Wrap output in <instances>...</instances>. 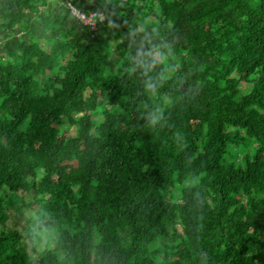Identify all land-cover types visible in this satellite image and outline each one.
<instances>
[{
    "label": "trees",
    "instance_id": "1",
    "mask_svg": "<svg viewBox=\"0 0 264 264\" xmlns=\"http://www.w3.org/2000/svg\"><path fill=\"white\" fill-rule=\"evenodd\" d=\"M0 264H264V0H0Z\"/></svg>",
    "mask_w": 264,
    "mask_h": 264
},
{
    "label": "clouds",
    "instance_id": "2",
    "mask_svg": "<svg viewBox=\"0 0 264 264\" xmlns=\"http://www.w3.org/2000/svg\"><path fill=\"white\" fill-rule=\"evenodd\" d=\"M138 51L142 60L138 63L154 64L159 60L156 58V53L159 51L160 56H167L172 51L171 41L159 33L158 30H152L139 36L137 41ZM151 77H148L145 82V90L149 94L156 92V85L151 83ZM162 109H157L150 114L148 120L149 126L155 125L160 118ZM194 179H196L194 177ZM30 223L29 246L32 250L39 254H43L52 249L53 245L59 243L63 225L60 220L51 218V213H48L42 208L34 209L28 215Z\"/></svg>",
    "mask_w": 264,
    "mask_h": 264
},
{
    "label": "built area",
    "instance_id": "3",
    "mask_svg": "<svg viewBox=\"0 0 264 264\" xmlns=\"http://www.w3.org/2000/svg\"><path fill=\"white\" fill-rule=\"evenodd\" d=\"M76 18H78L82 23L88 24V25H90L92 27L94 26L95 22L98 21V18L103 20V17L100 14H96V15L91 14L89 16H85L83 14H80Z\"/></svg>",
    "mask_w": 264,
    "mask_h": 264
},
{
    "label": "rangeland",
    "instance_id": "4",
    "mask_svg": "<svg viewBox=\"0 0 264 264\" xmlns=\"http://www.w3.org/2000/svg\"><path fill=\"white\" fill-rule=\"evenodd\" d=\"M70 11H71V14L74 17H77L78 15H80V12L77 11L76 9H74V8L70 7ZM251 84H252V82H249L248 84L242 83V87L241 88H242L243 92H248L250 90ZM65 128H67V130L69 132V135H71L73 133L72 128H70L68 126H65Z\"/></svg>",
    "mask_w": 264,
    "mask_h": 264
}]
</instances>
